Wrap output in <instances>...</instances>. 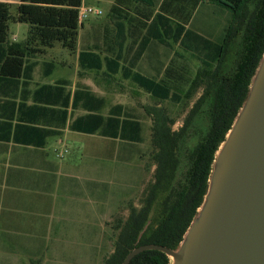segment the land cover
I'll list each match as a JSON object with an SVG mask.
<instances>
[{"label":"trees","instance_id":"1","mask_svg":"<svg viewBox=\"0 0 264 264\" xmlns=\"http://www.w3.org/2000/svg\"><path fill=\"white\" fill-rule=\"evenodd\" d=\"M83 1H0V80L19 77L28 56L42 53L56 43L76 52L83 26L79 23ZM205 2L228 12L227 24L217 38L187 26ZM156 5L155 0H115L110 11L119 36V50L115 56H102L94 49H82L79 53L82 69H104L106 76L122 73L125 79H131L161 102L169 100L189 105L200 92L179 129L174 128L176 118L167 107L147 108L152 118L153 180L147 186L142 206L131 204L128 216L119 219L115 249L104 264H121L131 250L143 244L178 247L204 201L216 151L247 97L264 53V0H164L160 10L155 12ZM175 11L184 17L174 20L171 14ZM10 21L29 25L23 41H10ZM129 26L145 32L134 59L126 66L122 61L126 58L124 48ZM171 40L200 60L194 74L187 64L174 60L160 77L135 69L136 60L153 41L170 46ZM50 87L53 86L42 89ZM70 97L68 93L67 100ZM68 107L69 102H65V118ZM72 108L83 111L71 122L74 131L127 143L143 142L144 122L122 103L110 105L104 113L106 98L89 86L81 85L75 90ZM203 112L208 118L207 131L188 150L187 163L183 166L182 149L193 137L194 121ZM170 261L162 251L145 250L129 264H170Z\"/></svg>","mask_w":264,"mask_h":264},{"label":"rangeland","instance_id":"2","mask_svg":"<svg viewBox=\"0 0 264 264\" xmlns=\"http://www.w3.org/2000/svg\"><path fill=\"white\" fill-rule=\"evenodd\" d=\"M0 1L19 2V0ZM163 1L155 0L157 4L155 12L160 10V4ZM114 3L115 0H84L83 4L100 13L90 14L85 20L86 27H81L79 50L90 47L100 52L102 56L110 53L107 49V39L109 36H114L116 30L110 17ZM13 12L15 14V9ZM171 17L177 21L184 16L175 11ZM227 18L226 10L205 2L195 11L193 19L187 26L193 27L206 36L217 38L227 24ZM28 28L27 23L10 21V39L23 41L27 36ZM133 30L135 33L132 32ZM133 30L128 31L129 40L126 44L127 51L124 60L127 65H129L128 60L134 59L141 36L145 32L138 28ZM131 32L134 37L131 36ZM133 40L136 41L133 43ZM171 44L167 46L153 41L144 55L136 60L135 69L148 76L160 77L164 69L174 60L176 63L187 64L194 74L200 65V60L184 51L172 40ZM116 51L112 50L113 56ZM63 57L69 64H72L74 77H77L78 72L80 84L90 86L104 96L108 105L124 104L131 113L144 122L143 142L127 143L120 140L102 139L99 134L89 136L86 140L88 145L94 146L95 155L92 157L89 153L93 148L91 146L92 148L87 151V156L83 158L84 140H80L79 143L69 140L67 142L69 152L66 159L74 160L80 167H86L89 158L94 160L95 172L93 174L89 172L90 178H95L97 181L94 211L90 207L87 215V210L83 212L84 210L79 209L78 218L66 219L65 226L46 228L27 226L23 228V233L20 235H3L5 228L0 227V264H104L114 252L115 242L119 235V230L116 229L119 219L128 216L131 204L138 208L142 206L147 186L153 180L155 165L151 158L152 118L147 113V108L156 105L167 107L172 116L176 118L174 128L179 129L200 96L198 92L189 105L176 104L169 100L161 102L131 79H124L121 73L106 76L104 69L96 71L84 70L80 67L76 71L77 56L64 51ZM207 128L206 112L200 113L194 121V128L191 129L193 137L181 152L183 166L187 163L188 150L200 141Z\"/></svg>","mask_w":264,"mask_h":264},{"label":"crops","instance_id":"3","mask_svg":"<svg viewBox=\"0 0 264 264\" xmlns=\"http://www.w3.org/2000/svg\"><path fill=\"white\" fill-rule=\"evenodd\" d=\"M118 37L117 29L114 36L108 37L110 53L107 55L113 56L112 50H119ZM128 40L129 35L125 40V55ZM43 50L27 57L19 77L0 80V227L5 228L3 235H20L27 226H65L66 219L78 218L79 209L87 210V215L90 207L95 209L97 181L89 175L95 172L94 160L89 158L87 166L80 167L74 160L66 159L69 140L77 143L84 140L83 158L92 147L89 153L92 157L95 155L94 146L88 145L86 139L97 134L74 131L70 127L73 119L83 113L80 109L73 110V94L85 84H80L78 72L74 77L73 66L63 54L68 51L77 56L78 71L81 50L78 47L76 52H71L60 43ZM132 60H128L129 65ZM122 63L128 66L124 60ZM43 86L53 87L42 89ZM68 93H71L69 100ZM65 102H69L67 118L63 112ZM59 151L63 157L58 156Z\"/></svg>","mask_w":264,"mask_h":264},{"label":"water","instance_id":"4","mask_svg":"<svg viewBox=\"0 0 264 264\" xmlns=\"http://www.w3.org/2000/svg\"><path fill=\"white\" fill-rule=\"evenodd\" d=\"M170 264H264V53L246 99L215 154L207 193L176 249L148 243Z\"/></svg>","mask_w":264,"mask_h":264},{"label":"built area","instance_id":"5","mask_svg":"<svg viewBox=\"0 0 264 264\" xmlns=\"http://www.w3.org/2000/svg\"><path fill=\"white\" fill-rule=\"evenodd\" d=\"M94 12H96V14L100 13L98 10H94L92 7H88L85 4H83L79 12V23L83 24L85 20L89 17V15ZM58 156L63 157V152L59 151Z\"/></svg>","mask_w":264,"mask_h":264}]
</instances>
